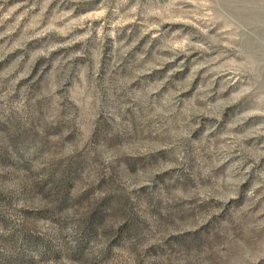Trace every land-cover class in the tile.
Here are the masks:
<instances>
[{
	"label": "rangeland",
	"instance_id": "rangeland-1",
	"mask_svg": "<svg viewBox=\"0 0 264 264\" xmlns=\"http://www.w3.org/2000/svg\"><path fill=\"white\" fill-rule=\"evenodd\" d=\"M0 264H264V0H0Z\"/></svg>",
	"mask_w": 264,
	"mask_h": 264
}]
</instances>
